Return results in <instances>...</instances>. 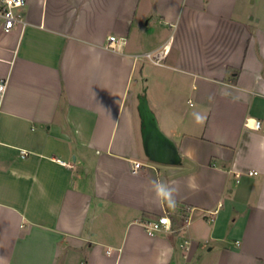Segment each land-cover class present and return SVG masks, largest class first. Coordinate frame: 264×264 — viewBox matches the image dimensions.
Masks as SVG:
<instances>
[{
  "label": "crops",
  "instance_id": "crops-1",
  "mask_svg": "<svg viewBox=\"0 0 264 264\" xmlns=\"http://www.w3.org/2000/svg\"><path fill=\"white\" fill-rule=\"evenodd\" d=\"M20 14L0 22V264H264V0ZM148 114L179 162L148 158Z\"/></svg>",
  "mask_w": 264,
  "mask_h": 264
},
{
  "label": "built area",
  "instance_id": "built-area-1",
  "mask_svg": "<svg viewBox=\"0 0 264 264\" xmlns=\"http://www.w3.org/2000/svg\"><path fill=\"white\" fill-rule=\"evenodd\" d=\"M26 0H0V22L1 28L4 32H9L19 24L24 23V18L20 14V9L25 5ZM109 46L116 40L114 35H110ZM168 50L166 46L155 49L147 54V57L153 63L159 64L166 57ZM6 88V80L0 78V95H2ZM260 124L259 120H254L250 125L253 128H258ZM139 162H134V166L138 167ZM248 174H253L255 171L249 170ZM144 230L148 235H153L156 231L161 229L170 230L171 222L168 213H163L155 220L147 221L143 223Z\"/></svg>",
  "mask_w": 264,
  "mask_h": 264
},
{
  "label": "water",
  "instance_id": "water-1",
  "mask_svg": "<svg viewBox=\"0 0 264 264\" xmlns=\"http://www.w3.org/2000/svg\"><path fill=\"white\" fill-rule=\"evenodd\" d=\"M143 106L145 103L143 101ZM145 126L144 148L151 161L166 164L179 162L180 157L174 145L166 139L150 119L149 114L143 116Z\"/></svg>",
  "mask_w": 264,
  "mask_h": 264
},
{
  "label": "clouds",
  "instance_id": "clouds-1",
  "mask_svg": "<svg viewBox=\"0 0 264 264\" xmlns=\"http://www.w3.org/2000/svg\"><path fill=\"white\" fill-rule=\"evenodd\" d=\"M154 183H158L160 185L159 187L155 189L156 196L161 200H165L171 204H174L175 200L173 199V192L165 191L164 186H163L164 183L162 182H154Z\"/></svg>",
  "mask_w": 264,
  "mask_h": 264
}]
</instances>
